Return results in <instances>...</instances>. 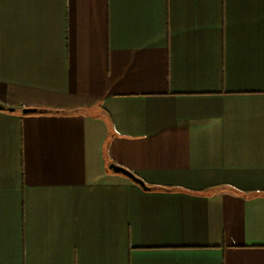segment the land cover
<instances>
[{
    "label": "crops",
    "instance_id": "obj_1",
    "mask_svg": "<svg viewBox=\"0 0 264 264\" xmlns=\"http://www.w3.org/2000/svg\"><path fill=\"white\" fill-rule=\"evenodd\" d=\"M0 105V264H264V0H0Z\"/></svg>",
    "mask_w": 264,
    "mask_h": 264
},
{
    "label": "water",
    "instance_id": "obj_2",
    "mask_svg": "<svg viewBox=\"0 0 264 264\" xmlns=\"http://www.w3.org/2000/svg\"><path fill=\"white\" fill-rule=\"evenodd\" d=\"M0 110L12 111L11 108H5V107H3L1 105H0ZM41 112H42V110H38L36 108H23L21 110L22 114H35V113H41ZM109 169L112 170L114 173H118V174H121V175L125 176L126 178L130 179L134 183H136L139 186H141L143 189H148L147 186L143 183L142 180L137 178L133 173H131L127 169H125V168H123L121 166L115 165V164H110L109 165Z\"/></svg>",
    "mask_w": 264,
    "mask_h": 264
}]
</instances>
